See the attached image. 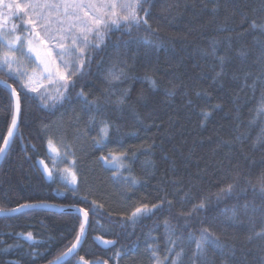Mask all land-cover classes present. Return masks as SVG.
<instances>
[{
  "label": "trees",
  "instance_id": "trees-1",
  "mask_svg": "<svg viewBox=\"0 0 264 264\" xmlns=\"http://www.w3.org/2000/svg\"><path fill=\"white\" fill-rule=\"evenodd\" d=\"M143 7L150 27L107 33L61 102H42L0 68V78L22 93L18 130L0 165V208L41 202L90 208L82 246L64 264H77L80 256L92 263L156 264L153 250L162 264H171L164 260L173 255L166 237L187 241L204 227L219 236L223 252L209 249L199 264H264V243L248 239L264 228L258 183L264 175V143L258 142L264 114L256 111L264 101V30L251 27L253 21L264 25V0H146ZM0 12L7 31L13 24L17 34L23 31L15 8V14L5 6ZM121 68L125 77L109 83L108 71ZM39 91L52 96L55 86ZM85 96L98 107L87 105ZM10 114L11 94L0 86V137ZM57 118L63 124L53 141L60 156L68 153L71 165L75 161V194L59 185L58 176L65 174L54 164L52 180L37 164H50L44 126ZM102 121L109 133L97 146ZM110 152L127 153L121 169L100 159ZM229 184L232 192H221ZM200 200L204 209L178 215ZM93 201L103 207H93ZM140 203L161 206L132 223L126 217ZM233 210L236 216L229 219ZM78 217L44 209L0 217V264L54 260L74 241ZM28 232L33 241L25 239ZM98 235L116 243L104 249L93 240ZM194 248L185 246L183 264H192Z\"/></svg>",
  "mask_w": 264,
  "mask_h": 264
},
{
  "label": "snow or ice",
  "instance_id": "snow-or-ice-1",
  "mask_svg": "<svg viewBox=\"0 0 264 264\" xmlns=\"http://www.w3.org/2000/svg\"><path fill=\"white\" fill-rule=\"evenodd\" d=\"M146 0H27L21 3L20 0H10L7 3L9 13L15 8L19 13H22L20 19L24 23L23 31L17 34V26L13 24L9 31L4 30L3 18L4 14L0 12V68L6 69V75L15 77L20 81V87L27 92L37 93L42 102L51 100L54 103L63 101L66 94L71 87L74 86V77L83 74V69L86 64L90 62V51L94 48H99L104 42L107 33L114 28L119 30L124 28L126 31H131L133 27L139 28L142 24L150 27L147 19L148 10L143 7ZM6 0H0V8H3ZM144 12V16L140 13ZM27 18L26 20L24 18ZM252 28L260 27L264 30V25H257L255 21L251 24ZM148 43L149 41H145ZM213 54H215L213 52ZM221 64L224 58L221 57ZM219 75V73H218ZM125 77L123 68L116 70L110 69L107 73L109 83L120 81ZM48 85L55 86V96L45 95L39 89ZM150 83L155 87V81ZM0 84L5 85L11 92V114L10 122L7 126V132L0 140V157H3L9 148L13 138L18 130V123L22 115V99L21 91L13 84L8 83L7 79L0 78ZM47 91V89H45ZM128 90H125L124 95ZM84 95L83 92L80 93ZM85 101L87 97L85 96ZM117 103H123V96ZM87 105H96L95 101H87ZM45 107L48 104L45 103ZM98 107V105H96ZM258 114H264V101L261 102L257 108ZM205 118L209 113H204ZM100 128V135L95 138L97 146H102L104 141L108 138L110 125L106 121H102ZM259 143H264V137H258ZM49 151L54 153L57 158L60 157L59 148L54 144L53 139L48 140ZM68 153H65L67 155ZM127 156L126 152L119 154L109 153L107 157L101 156L100 159L112 165L115 168L124 166V158ZM45 165L43 160L40 161ZM57 163V159L53 160ZM75 161H72V165ZM45 173L51 179L53 177V170L49 169L47 165L44 167ZM65 175L61 179L73 190L78 183V176L72 166L62 169ZM114 175H118L114 173ZM125 183L132 185L136 184L135 179L128 180L125 178ZM260 184L261 199L264 200V175L258 177ZM233 185L229 184L226 188L221 189V192L231 193ZM86 200L87 197H84ZM168 205L171 206L173 201L168 200ZM92 206L102 208V205L92 202ZM160 204L149 205L147 203H140L127 215L126 219L135 223L138 219L154 214V210L158 209ZM36 207H55V205H48L46 203L39 204H23L18 208L10 209L8 211L17 212L25 208ZM79 213V229L76 232L75 239L70 247L61 252L54 260L49 261V264H64V261L69 256H75L80 242L85 236L87 226L89 225V216L91 209L87 207H77L76 205H69ZM206 207V202L200 200L193 208L185 212L182 208L178 215L183 217H191L193 212H197ZM247 212L248 206H244ZM6 210L0 208V213ZM236 216L233 210V216L229 219H234ZM123 218V217H122ZM251 219V217H250ZM167 227V221L165 222ZM25 239L33 241V234L28 232ZM167 242L170 247L167 249L169 253H173L171 257L165 256L164 260L171 259V264H183V256L185 255V246L189 248L195 245L192 250V264H199L200 258L205 255L209 249L220 250L223 252V246L219 242V236L211 230L210 227H204L198 236H193L189 233L187 241L180 240L178 237L173 239L172 234L167 237ZM258 239L264 243V228L259 231H253L248 239ZM95 239L103 245H112L115 242L104 239L102 235H98ZM177 247L179 250L177 251ZM121 253L117 252L119 256ZM153 257L156 264H162V261L157 255V251L153 250ZM80 264H92L91 261L85 259L84 256L79 257ZM102 264H108L104 260Z\"/></svg>",
  "mask_w": 264,
  "mask_h": 264
},
{
  "label": "rangeland",
  "instance_id": "rangeland-1",
  "mask_svg": "<svg viewBox=\"0 0 264 264\" xmlns=\"http://www.w3.org/2000/svg\"><path fill=\"white\" fill-rule=\"evenodd\" d=\"M10 2V0H9ZM21 3H24V2H27V0H20ZM5 7H7V2L5 4ZM13 14H15V12H13ZM22 14V13H21ZM25 20L27 19L26 17L24 18ZM0 51H3V49H0ZM48 85L47 82H45V86ZM56 95V92L52 95V96H55ZM59 118L53 120L50 124H48L47 126H44L45 129V135H46V138H47V141L51 138V139H57L58 138V133L60 132V129L62 128L61 125L63 124L61 120H58ZM48 153H49V156L51 157L50 158V164H48L45 160L43 159H39L37 161V164L39 166V168L45 173L44 171V167L45 165H47V167L49 169H52L53 170V160L54 158L56 157L54 153L50 152L49 151V147H48ZM52 159V161H51ZM57 159V163L54 164V167L56 168V172L59 173L60 171L62 172V169H64L65 167H69V166H72L71 165V161L70 159H68L64 154L63 152H61V156L60 158L58 159L57 157L55 158ZM43 160L45 162V165H42L40 163V161ZM112 166V165H111ZM122 167H119V169H121ZM60 172V173H61ZM46 174V173H45ZM46 177L47 179L49 180H52L53 177L50 179L48 177V175L46 174ZM58 181L61 183L59 185H62L64 187H66V183L61 179V176H58ZM65 184V185H64ZM70 188V186H67Z\"/></svg>",
  "mask_w": 264,
  "mask_h": 264
},
{
  "label": "water",
  "instance_id": "water-1",
  "mask_svg": "<svg viewBox=\"0 0 264 264\" xmlns=\"http://www.w3.org/2000/svg\"><path fill=\"white\" fill-rule=\"evenodd\" d=\"M1 86H3V87H5V85H3V84H0ZM6 88V87H5ZM6 89H8V88H6ZM9 90V89H8ZM9 92H10V90H9ZM11 93V92H10ZM14 139V138H13ZM13 141V140H12ZM11 144H12V142H11ZM11 144L9 145V148H10V146H11ZM9 148H8V150H9ZM8 150H7V152H8ZM7 154V153H6ZM6 154L3 156V157H0V165H1V163H2V161H3V159L5 158V156H6ZM48 205H51V204H48ZM78 207V206H77ZM16 208H18V207H16ZM15 209V208H14ZM35 209H44V210H49V211H53V212H58V213H63V212H67V213H74V214H77V215H79V213L74 209V208H72V207H69V206H58V205H55V207H36V208H25V209H23L22 211H17V212H11V211H5L4 213H0V217H10V216H14V215H17V214H19V213H22V212H26V211H30V210H35ZM87 230V229H86ZM85 237H86V233H85V236H84V238L82 239V241L80 242V245H79V247H78V249H77V252H78V250L80 249V247L82 246V243H83V241H84V239H85ZM93 240H94V242L97 244V245H99L100 247H102V248H104V249H107V248H109V247H111L112 245H114V244H112V245H108V246H105V245H103L101 242H99V241H97L96 239H95V237L93 238ZM73 256H69V257H67L66 259H65V261H64V263L66 262V261H68L70 258H72ZM47 264H49V263H47ZM77 264H80V261H78V263ZM92 264H102V262H99V263H92Z\"/></svg>",
  "mask_w": 264,
  "mask_h": 264
}]
</instances>
